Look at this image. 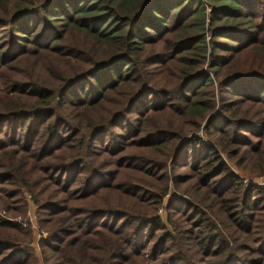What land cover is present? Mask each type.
<instances>
[{
    "label": "trees",
    "instance_id": "1",
    "mask_svg": "<svg viewBox=\"0 0 264 264\" xmlns=\"http://www.w3.org/2000/svg\"><path fill=\"white\" fill-rule=\"evenodd\" d=\"M165 111L202 120L207 140L167 121L143 131ZM174 140L231 235L186 200L167 205V229V186L135 183L168 164L133 150ZM228 162L264 177V0H0V205L23 217L31 195L45 264H264V184ZM5 220L0 264H37L30 228Z\"/></svg>",
    "mask_w": 264,
    "mask_h": 264
},
{
    "label": "rangeland",
    "instance_id": "2",
    "mask_svg": "<svg viewBox=\"0 0 264 264\" xmlns=\"http://www.w3.org/2000/svg\"><path fill=\"white\" fill-rule=\"evenodd\" d=\"M127 88H122V90H126ZM211 91V90H209ZM116 98L117 97H113ZM203 101H210L214 102V108L213 111L218 110L220 103L218 102L217 96L214 93V100L208 95V92H205L203 94ZM111 101H113L111 99ZM114 106V105H113ZM113 106L110 107L113 108ZM136 116V115H134ZM148 119L150 118L149 122H145L143 125V131L146 132L148 130H156L159 128H164L162 123L168 122V126H170L174 131L179 132L182 131V133L185 136H190L193 131L197 130V136L202 139V141H206L207 137L203 132V121H197L196 119H193L192 121H196V124H191V122L182 121L181 116L177 115L176 113H171L168 111L165 112H150V114L147 116ZM184 120V118H183ZM201 124V125H200ZM213 136H215L214 133H212ZM216 137V136H215ZM182 140H174L172 144L161 145L158 146L155 150H141V149H135L133 150L136 155L139 156H149L150 158L158 159L159 161H166L168 164V167L164 170L166 172V176L162 172V176L157 178V175H160V173L154 172L152 169H148L149 174H135V177L138 178L140 181L135 182L136 184H142L143 182L146 183V185L151 187L152 190L160 191V188L167 186V191L165 195L162 197L161 205L158 207V210L156 211L157 215L162 219V223L165 225V227L169 230H171V226L168 223L167 216H169V211H167L166 207L171 201L176 200H186L187 202H190L191 206H193L192 210H186L185 213H190L196 216L198 213H204L206 216L204 219L210 218L211 221L217 225V228L222 233H225L227 235H231L235 231V227L233 224H231V220L227 217L224 210H220L215 190L213 187H208L205 184H202V182L199 181L198 178L193 177L192 168L190 169V163H191V153L186 148H183ZM182 152V156L180 159L184 160V157H187V160L175 163L174 165L170 162L172 161V157L175 155V153ZM126 153H131V149L127 150ZM249 160V159H248ZM247 160V161H248ZM169 162V163H168ZM258 163L254 160H249L245 165L248 170L255 168V165ZM229 167L235 172V174L240 178L241 182L243 183V186H249V185H256L261 186L264 184V177L250 174L247 170H244L245 172L239 171L233 163L228 162ZM134 175H125L126 179H131ZM182 176L185 178L184 182L179 183L177 181V177ZM137 179V180H138ZM245 181H248L249 184L245 185ZM159 188V189H158ZM23 196H25V201L27 204L26 211L24 213L23 217H17L13 218L14 216L12 213L8 214L5 210L1 209L0 205V215L5 217V221L7 222H17L19 223L23 228H30V238L31 241L28 242L26 240L27 246L31 247L33 249V258L35 261H37V264H45L43 262L42 257V248H41V241L46 238V231L44 227L40 226L38 223V214H37V206L33 204L32 197L30 194L26 193V191H22ZM218 193V192H217ZM101 201L97 199L93 202L95 205H100ZM194 208L196 211H194ZM156 209V208H155ZM149 208L143 206L141 208V212H147ZM194 216H188V218H191L195 221L197 218H193ZM259 216V214H257ZM197 217V216H196ZM229 219V220H228ZM184 227V225H183ZM6 232L10 234V231ZM238 238H241V233L237 234ZM253 236L250 237V243L253 241Z\"/></svg>",
    "mask_w": 264,
    "mask_h": 264
},
{
    "label": "built area",
    "instance_id": "3",
    "mask_svg": "<svg viewBox=\"0 0 264 264\" xmlns=\"http://www.w3.org/2000/svg\"><path fill=\"white\" fill-rule=\"evenodd\" d=\"M247 184H249V182L248 181H245V185H247Z\"/></svg>",
    "mask_w": 264,
    "mask_h": 264
}]
</instances>
